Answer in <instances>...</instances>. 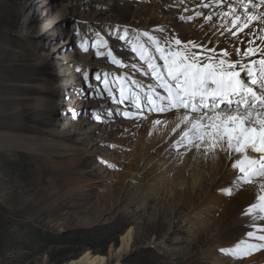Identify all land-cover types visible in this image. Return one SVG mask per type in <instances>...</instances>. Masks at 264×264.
<instances>
[{"label": "rangeland", "instance_id": "rangeland-1", "mask_svg": "<svg viewBox=\"0 0 264 264\" xmlns=\"http://www.w3.org/2000/svg\"><path fill=\"white\" fill-rule=\"evenodd\" d=\"M160 1L0 0V133L31 136L40 143L36 148L0 147L3 158L21 150L35 160L33 179L27 184L13 176L0 157V205L7 210L11 222L24 225L18 237L22 240L25 236L26 240H22L25 244L33 243L28 230L35 226L43 231L67 233L112 225L122 230L118 244L112 242L106 254H94L106 257V264H249L251 261L254 249L249 246L256 239L260 241L262 235L253 232L249 238L227 240L237 234L236 230L226 229L216 237L215 225L209 224L213 218L212 212L206 210L208 201L217 195V192L210 195L209 188L212 184L219 187L223 176L216 183L202 177L196 184L185 175L173 178L174 183L164 189L162 200L158 188L174 176L175 169L169 167L171 160H176L178 149L168 152L164 142L150 141L153 133H146L142 126H135L119 140L106 138L101 129L114 121L111 107L115 105H118L116 115L124 121L130 120L129 112L125 115L129 100L136 104L134 107L143 108L134 112L141 125L152 122L155 115L167 117L168 113L183 109L160 112L148 103L144 90L146 75L142 70L146 63L132 49L143 44L150 54L156 55L157 42L165 47L173 41L169 28L149 46L143 36V28H148L144 27L146 23L153 26L169 16L185 26L204 14L192 12L187 0H180L178 6L166 4L164 12L159 13ZM181 49L189 53L188 46ZM125 61H129L128 68L124 67ZM157 63L162 64L158 60ZM118 72L142 84L137 85L138 91L147 94V98L143 97L147 106L143 107L139 98L137 103L133 102L136 99L127 97L124 90V101L120 103L122 77H116ZM93 74H99L101 80H95ZM147 76L152 78L150 74ZM105 78L108 90L103 84ZM47 82H52L54 88L45 90ZM113 83L117 84L112 86ZM245 83L250 85L248 79ZM128 84L123 81L124 87ZM82 89L88 94L81 93ZM256 109L260 110L259 106ZM192 113L193 118H198L203 110ZM68 117L79 123L65 128ZM80 127L88 138L73 134ZM63 136L66 143L78 145L59 147L57 144ZM218 145L223 146V141ZM200 156L203 171H214L218 163L212 165L206 154ZM188 187L201 189L208 203L196 202L198 205L194 207L190 200L171 196L172 192L182 194ZM204 223H208L207 230L200 232L199 226ZM129 229L133 232L130 247L127 251L119 250L121 237ZM90 253L88 250L79 258ZM19 254L5 249L0 254V264H13L4 263V259L12 262ZM28 255L31 257L25 264H60L50 263L49 253ZM79 258L63 264H74Z\"/></svg>", "mask_w": 264, "mask_h": 264}, {"label": "bare ground", "instance_id": "bare-ground-1", "mask_svg": "<svg viewBox=\"0 0 264 264\" xmlns=\"http://www.w3.org/2000/svg\"><path fill=\"white\" fill-rule=\"evenodd\" d=\"M179 2L180 0H161V4H159L157 12H164V7L166 4L174 3V5L178 6ZM187 4L191 5L192 12L196 14H204V17L198 20H194L192 21V23L186 24L185 26H182V23L180 24L179 22H177V18L171 19V17L169 16H165L163 20L153 26H151L152 24L150 23H146L144 27L148 28H143V36L145 37L144 40L147 41L149 46L153 44L155 40H159L162 32H164L166 29L171 28V33H169L172 34L171 36L173 37V41H169V44L165 47L171 46L173 50H176L178 48L186 55L192 52L200 51V48L193 47V44L197 46L202 45L204 49L215 48L217 53H219L221 49H227L230 53H232V55L228 58L230 60L239 59L240 63H243L244 65H248L249 60H256L257 64L254 65L251 70L255 74L257 80L264 78V76H262L260 72V66L258 63L259 59L261 58L259 53L264 52V0H251V2H249V0H187ZM245 4H247L248 6L247 11H245L244 8ZM181 14L183 16L186 15L184 11H182ZM249 14L256 17L257 19L252 20L251 23H249L248 28H244L243 31L239 32L236 36L231 35V32L227 31V29H231L232 32H236L237 28L242 27L243 23L248 22ZM209 16L211 17L210 19ZM236 16L240 17V21L237 22L235 27H233L232 21L236 18ZM177 39L181 41V44L178 46L175 45V40ZM249 40L254 41V43L250 46L258 53L257 56H243L244 50L249 46ZM187 46L189 53L183 51L184 49H181V47L186 48ZM236 49H239L240 52V56L238 58L235 55ZM204 55H210V53L205 52ZM156 56L159 62L160 60L158 58V53H156ZM48 57H50V55ZM126 62L129 61H125L124 67L128 68V64ZM129 68L131 69V67ZM142 70L145 72L146 70L148 71L147 64H144ZM117 71H119V69H117ZM119 76L122 77L119 82V88H123L127 94V97H129L130 99H136L133 102L137 103V98H139V101L143 103V107L148 105L147 101L143 100V97L147 98V94L148 96L149 94H151L149 85L155 88L157 92L163 94V91L157 86L156 81L150 76H145L146 78L144 77L147 81L146 87L144 86V90L147 92V94H145L143 90L138 91L139 87L142 86V84H140L136 79L130 78L127 74H120V72H118L116 77ZM242 78H244L243 73ZM124 80L129 83L128 85H125V87L123 86ZM246 80L247 79H245V81ZM248 83L250 84L249 87L256 88L254 90L257 92V95H264V89H261L259 83H257L256 85H252L249 80ZM116 84L117 83H113L112 86H115ZM137 85L140 86L138 87ZM44 88L45 90L49 91L54 88V85L52 84V82H47L44 85ZM89 91L92 94L94 93V91H91V89ZM81 93L86 95L88 94L85 89H82ZM80 104H83V106L89 105L88 103L83 102H80ZM126 105L129 107L125 108V112H129V121H124L123 119L119 118L118 115H116V107H118V105L111 107L113 108L112 116L115 119L107 126L101 127L103 133L106 135V138H115L119 140L118 138L122 134L133 131L135 129V126L138 128L142 126L143 130H146V133H153L150 135V141L164 142L166 145V151L168 152L174 149H178L179 151L177 152L178 156L176 157V160H174V162H172L171 160L170 162L171 166L169 167V169H175L174 176H172V178L168 181L164 180L161 183L162 185H160L158 188L160 198L161 196L164 197V189H166V187H169L170 184L174 183L173 178L185 175L186 177L188 176L187 178L189 180L191 179V182H195L196 184L197 180L201 179L202 177L204 180L211 178V180L216 183V181L218 180L217 178H221L223 176V180L221 181L219 187H215L212 184V186L209 188L210 195L212 194V192H217V195H214V197L208 201L209 203L205 201L203 193L199 188H185V190L183 189L184 194H180V192H170L171 196L176 200L179 197L185 198V200L187 201L190 200L191 206L194 205V207H196L200 203H208V209L206 210L212 212L213 218V221L209 224L215 225L216 237H219L222 233H224L226 229L229 228L236 230L237 234L227 240H232L234 239L233 237L249 238V232H258L259 235L264 236V230H261L264 229V214L260 213L258 209L250 210L251 205L259 204L258 197L262 194L259 188V184L261 182H264V176H254L253 182L247 183L243 179H241V176H243L244 173H242L239 167L236 166L237 161H245V165H247V163L252 160L259 161L261 158V153L252 150L250 147L246 148L243 152H237L234 149L226 151V140L223 141V146L218 145L215 147V149L212 148V150L211 142L207 137H205V140L202 143L193 132L189 133V136L192 138V143H189L187 137L181 139L182 134L191 128L193 122L200 120V117L203 114L199 115L198 118H193L192 116H194V114L192 112L189 113L188 111L181 109L176 110L177 113H168L169 115L167 114V117L164 116L166 114L155 115L153 116L152 122L144 123L141 125V121L138 119V117H136L134 112H141L143 111V108L134 107L133 105L136 104H133L132 102H130V100ZM223 108L224 111L227 110L225 106ZM255 111L264 112V109H255ZM152 112L155 113V111ZM85 114H88L87 111H85ZM211 115L213 114L211 113ZM185 116L189 117L187 121L184 120ZM66 120L67 121L64 125L65 128L79 123L78 121H72L70 117H68ZM157 121H159V123H157ZM161 121L163 122L161 123ZM69 123H71V125H69ZM253 126L258 127V124H253ZM83 133L84 131L81 127L75 128L73 131V134L78 135V138H88V136H84ZM65 136L62 137V141L58 142L57 145L59 147L69 148L78 145L77 142L74 145L66 143L64 141ZM153 136H155V138ZM38 140L39 139L31 136H17L12 134L0 133V147L36 148L40 145ZM197 144H199L200 147L197 148ZM201 154L207 155V159H209L208 163H212V165H216L218 163L214 171H203L204 166L199 159V156ZM215 157L218 160H213L216 159ZM245 158H247V160ZM212 168L213 166H211L210 169ZM161 199L163 200V198ZM196 202H198V204ZM204 224L199 226L200 232L205 231V229L207 228L208 223ZM132 238L133 232L131 229H129L121 237V247L119 248V250L122 249L123 251H127L130 247ZM225 241L226 240L223 239V242ZM249 241L250 240H248V242ZM263 242L256 239L253 245H257V247L254 249V255L252 254L253 257L249 264H264ZM106 260L107 258L104 256L94 257L89 254H84L81 258L74 261V264H106Z\"/></svg>", "mask_w": 264, "mask_h": 264}, {"label": "snow or ice", "instance_id": "snow-or-ice-1", "mask_svg": "<svg viewBox=\"0 0 264 264\" xmlns=\"http://www.w3.org/2000/svg\"><path fill=\"white\" fill-rule=\"evenodd\" d=\"M247 7L245 4V11H247ZM254 19L257 18L249 14L248 22L243 23L236 32H232L231 29H227V31L236 36L244 28H248L249 23ZM239 21L240 17L236 16L232 21L233 27ZM121 39H126V37H121ZM253 43V40L248 41L249 46L243 52L244 57L258 55L250 46ZM180 44L179 39L175 40V45ZM192 46L199 47L200 51L186 55L178 48L173 50L171 46L162 47L157 42L155 51L162 64L157 63V56L150 54L145 45L133 46L132 50L137 53L141 61L147 64L148 71L143 74L146 76L150 74L157 82V86L165 93L161 94L149 85L151 95L147 98L148 103L159 111L183 108L187 109L189 113H200L203 110L200 120L193 122L191 128L182 134L181 139L187 137L189 143H192L189 133L193 132L202 143L205 137L211 140L212 147H216L218 142L226 140V151L234 149L237 152H243L250 147L261 153L259 161L252 160L247 165H245V161L236 162V166L244 173L241 179L252 183L254 176H264V112L255 111L257 106L264 109V95H257L254 88L245 83V79H248L252 85L259 83L261 89H264V78L257 80L251 70L257 61L249 60L248 65H244L240 63L239 59H228L232 53L227 49H221L217 53L215 48L204 49L202 45L195 44ZM205 52L210 55H204ZM235 55L237 58L240 56L239 49L235 50ZM259 55L261 57L258 61L260 72L264 76V52ZM113 62H116L115 59ZM242 73L244 78H242ZM93 78L97 81L101 80L99 74H93ZM85 82L88 83L87 74ZM103 84L108 90L106 78L103 80ZM123 101V89H121L120 103ZM222 105L228 109L227 112L221 109ZM241 109L244 111L242 112ZM209 112L213 115L209 116ZM188 119V116L184 117L185 121ZM203 121H208V123L205 124ZM253 124H258V127ZM196 147L198 148L200 145L197 144ZM245 159L247 160V158ZM259 188L262 193L258 197L259 204L251 205L250 210L258 209L260 213L264 214V182L259 184ZM248 235L252 236L253 233L249 232ZM259 239L264 240V236H260ZM249 247L255 249L257 245Z\"/></svg>", "mask_w": 264, "mask_h": 264}, {"label": "trees", "instance_id": "trees-1", "mask_svg": "<svg viewBox=\"0 0 264 264\" xmlns=\"http://www.w3.org/2000/svg\"><path fill=\"white\" fill-rule=\"evenodd\" d=\"M12 153L11 157H0L13 176L29 184L33 179L35 169L34 158L31 154L21 150ZM9 218L7 210L0 205V254H3L5 249H9L14 254H21L17 260L14 259L12 262L5 258L4 263L25 264L31 257L28 255L31 252L34 256L49 253L50 263L60 264L79 258L88 250L93 254H106L109 245L114 241L117 245V239L122 234V230H117L112 225L75 229L67 233L43 231L35 226L28 230L32 235L33 243L25 244L22 242V240H26L25 236L21 237L22 240L18 237L22 235L23 229H25L24 225L17 226ZM57 247H61V249ZM49 248H51L50 252Z\"/></svg>", "mask_w": 264, "mask_h": 264}, {"label": "water", "instance_id": "water-1", "mask_svg": "<svg viewBox=\"0 0 264 264\" xmlns=\"http://www.w3.org/2000/svg\"><path fill=\"white\" fill-rule=\"evenodd\" d=\"M92 256H95L93 253H90Z\"/></svg>", "mask_w": 264, "mask_h": 264}]
</instances>
